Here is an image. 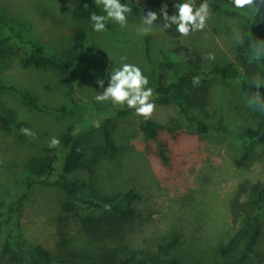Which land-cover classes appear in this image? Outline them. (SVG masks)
<instances>
[{"label": "rangeland", "instance_id": "rangeland-1", "mask_svg": "<svg viewBox=\"0 0 264 264\" xmlns=\"http://www.w3.org/2000/svg\"><path fill=\"white\" fill-rule=\"evenodd\" d=\"M75 1L0 0V85L13 84L26 90L39 104L32 107L14 91L0 89V213L5 215L9 202L18 200L9 224L19 232L13 247L40 245L57 256L58 232L64 227L61 231L67 235L69 249L87 248L88 240L76 217L62 211L66 196L54 179L64 174L77 182L78 192L86 198L103 200L128 189L141 195L131 202L137 210L125 237L131 250L153 253L158 242L177 231L181 242L172 253L182 258L183 264H221L216 247L232 231L228 209L231 196L240 181L264 180L262 113L247 106L237 80L214 78L204 110L200 111L208 132L201 134L194 123L185 120L175 103L154 93L156 110L150 119L172 129L160 134L169 157L168 164H163L157 142L142 129L143 117L126 105L97 102L95 96L103 89L96 81L104 79L107 87L110 71L120 66L121 56H126V62L142 69L149 79L148 87L154 90L158 79L168 82L187 67L189 54L175 52L179 46L200 54L205 70L236 63L234 33L242 35L257 13L235 7L230 15L212 13L203 31L171 37L156 24L152 33L140 34L141 20L149 10L136 0H120L132 7L126 27L109 21L111 28L103 32L93 30L90 17H71ZM99 8L105 14L102 6ZM77 28L83 30V53L90 61L79 59L76 69L66 73L22 66L20 59L31 49L28 40L48 53L59 54L71 46ZM209 52L215 53V60L205 59ZM166 60L171 62L172 70ZM261 69L249 76L251 81L257 77L264 81ZM259 91L264 93V86ZM7 116L15 118V123H2ZM94 122H99V127ZM19 126L28 127L35 135L22 134ZM69 126L74 141L66 147L60 143L55 170L47 181H38L45 177L40 164L51 155L50 139L55 136L60 140ZM105 129L111 132L114 145L110 157L104 148ZM252 139H256L252 154L239 161L242 142ZM80 154L94 158L79 165L83 160ZM89 167L95 171L94 178L88 173ZM27 172L37 178L30 188L25 181ZM262 225L258 254L243 264H264V219ZM22 256L24 264L36 260L29 253Z\"/></svg>", "mask_w": 264, "mask_h": 264}, {"label": "trees", "instance_id": "trees-1", "mask_svg": "<svg viewBox=\"0 0 264 264\" xmlns=\"http://www.w3.org/2000/svg\"><path fill=\"white\" fill-rule=\"evenodd\" d=\"M136 1L144 5L146 9L156 11L158 15L165 3L168 14L172 15L176 11L175 3L180 2V0ZM201 2L202 0H196L197 5ZM209 4L211 13L224 12L230 15L232 13L231 8H234L232 0H209ZM93 12L101 14L95 0H76L70 14L75 20H83V18L90 17ZM256 13L252 25L248 28L244 27L242 30V43H234L236 63L215 65L205 70L200 54L192 53L186 46H179L174 48L175 52L183 51L189 54L186 62L187 67L175 74L168 82L159 79L156 81L155 95L164 101L175 103L185 120L194 123L196 130L201 134L208 132V125L201 117L200 111L202 112L206 105L207 92L212 79L237 80L242 93L248 98L256 91V88L251 86L252 81L249 76L260 72L262 68L261 74L264 77V59L259 61L250 59V44L259 40L264 41V5ZM155 24L162 29L163 17ZM106 27L111 28L109 23ZM162 31L171 37H180L175 25ZM14 35L20 37L18 32H14ZM83 37V30L75 29L71 46L59 54L48 53L40 44L28 40L27 43L31 49L26 56L20 59V62L24 67L33 66L52 69L61 73L70 72L76 69L79 59L88 58L85 62L91 60L88 55H85V52L83 53V48L85 49ZM148 50L149 46L146 43L144 52L147 54ZM166 65L169 70L173 69L171 62L167 60ZM195 76L200 77V83L196 86L192 82V78ZM0 89L14 91L26 104L32 107L39 106L28 91L13 84H1ZM262 116L264 119V113ZM2 123L14 124L15 118L7 116L2 118ZM21 127L19 126L20 129ZM142 129L149 138L157 142V151L161 162L168 164L167 148L162 142L160 134L165 129L169 131L172 129L144 118L142 119ZM74 137L72 127H67L61 136V145L66 147L71 144ZM103 138L104 148L109 150L110 154L108 155L110 157L113 155L114 145L111 132L108 129L103 131ZM254 143H256V139L242 142L243 152L239 156V161L247 160L250 157ZM48 151L51 155L40 164L45 173V177L38 180L40 182L47 181L48 176L55 170L54 161L57 159L60 148H49ZM80 156L83 160H79V165H84L94 158L92 155L86 158L84 155L80 154ZM68 158L71 159V156ZM92 163L95 164V161L93 160ZM88 173L94 178L95 171L92 167L88 168ZM25 181L27 188H30L37 182V178L27 172ZM54 183L60 187L66 196L62 202V211L71 212L76 217L80 229L88 240L87 248H83L82 251L69 249L67 247V235L61 231L64 227L58 232L57 256H53L49 250L40 245L13 247L14 240L19 236L16 228L9 226L18 204V200H15L9 202L5 215L0 213V264H24L22 256L24 253H29L36 258L30 264H34L35 261L41 264H183L182 258L172 253L173 249L181 242V235L177 231H174L169 238H164L158 242L153 253L137 252L127 246L125 242L127 225L137 215V210L131 205V202L141 198V195L133 189H128L123 194L119 192L120 194H115L116 197L109 196L100 200L82 196L77 190V182L71 181L64 174L57 176ZM24 196L25 194H22L21 197ZM104 205H109L110 210H106ZM228 209L232 231L224 242L217 245L216 252L222 260L221 264H243L258 254L256 246L262 233L264 219V180L261 183L240 181L229 200ZM15 224L17 225V223ZM3 233H6L5 237H1Z\"/></svg>", "mask_w": 264, "mask_h": 264}, {"label": "clouds", "instance_id": "clouds-1", "mask_svg": "<svg viewBox=\"0 0 264 264\" xmlns=\"http://www.w3.org/2000/svg\"><path fill=\"white\" fill-rule=\"evenodd\" d=\"M95 3L102 6L105 14H97L93 12L90 15L93 30L103 32L109 21H115L120 27L124 28L128 23V14L132 12V7L120 0H95ZM232 4L236 9H251L253 12H259L264 0H232ZM176 11L169 15L167 12V4L165 3L160 9V14L156 11L149 10L144 14L141 20V26L138 29L140 34L148 35L153 32L156 21L163 17L161 30H167L173 25L181 37H187L193 32L203 31L211 18V7L209 0H202L197 5L196 0H180L174 5ZM234 40L237 44L242 43L243 37L241 33H234ZM250 59L259 61L264 59V41H258L250 44ZM205 59L215 60V53L209 52ZM121 64L114 70L110 71L107 87L105 80L98 78L96 83L102 92L95 96L97 102L111 101L113 105H126L129 109H133L135 114L150 119L156 110L154 90L149 85L148 77L143 73L142 69L135 64L128 63L126 56L120 57ZM193 85H199L200 77L192 78ZM251 86L256 91L247 98V106L255 111L264 113V93L259 89L264 86V81L260 78H254ZM94 126L99 127V122H94ZM21 133L32 137L35 135L28 127H21ZM60 140L53 136L49 143V148H58ZM106 210H110L109 205H104Z\"/></svg>", "mask_w": 264, "mask_h": 264}]
</instances>
